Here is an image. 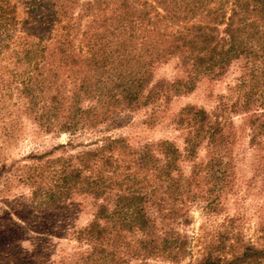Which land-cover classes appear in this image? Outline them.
<instances>
[{"label":"trees","instance_id":"1","mask_svg":"<svg viewBox=\"0 0 264 264\" xmlns=\"http://www.w3.org/2000/svg\"><path fill=\"white\" fill-rule=\"evenodd\" d=\"M172 59L183 76L155 82L156 69ZM237 62L235 99L176 115L184 150L168 140L136 148L108 138L56 156L67 149L60 145L25 164H4L0 178L17 177L41 211L75 196L96 201L92 221L74 232L84 249L70 264H149L189 255L182 228L192 206L224 210L237 182L232 115L245 116L264 172V0H0V113L14 115L8 134L26 117L46 134L74 136L119 113L189 95ZM183 162L193 164L189 175ZM226 220L203 242L197 264H264V241H247L235 219Z\"/></svg>","mask_w":264,"mask_h":264},{"label":"rangeland","instance_id":"2","mask_svg":"<svg viewBox=\"0 0 264 264\" xmlns=\"http://www.w3.org/2000/svg\"><path fill=\"white\" fill-rule=\"evenodd\" d=\"M241 62L235 63L220 80H204L196 90L183 96L161 99L156 105L113 116L107 123L74 136L46 134L31 120L20 118L12 134L5 130L14 115L0 113V167L22 163L30 155L54 151L60 145L67 149L57 155L76 154L95 148L108 138L125 139L136 148L162 140L173 142L184 150L186 132L175 123L176 115L187 106L214 111L221 101L235 99L234 85L241 76ZM177 59L159 66L155 82L173 81L182 77ZM237 132L235 161L237 182L226 198L221 214L208 213L203 203L191 207V223L182 228L190 242L189 255L178 263L155 258L149 264H197L203 242L220 229L228 218H234L245 238L260 245L264 241V172L256 168L255 151L250 147L244 115H232ZM206 157L199 150L198 160ZM192 163L183 162L189 175ZM31 191L14 175L0 178V264H70L73 256L84 249L74 240V232L86 227L93 219L96 201L89 196H75L58 208L33 209Z\"/></svg>","mask_w":264,"mask_h":264}]
</instances>
